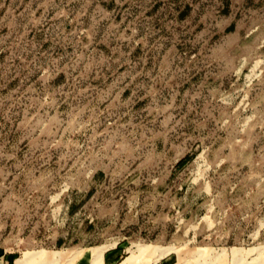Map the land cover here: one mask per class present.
<instances>
[{
  "label": "rangeland",
  "instance_id": "rangeland-1",
  "mask_svg": "<svg viewBox=\"0 0 264 264\" xmlns=\"http://www.w3.org/2000/svg\"><path fill=\"white\" fill-rule=\"evenodd\" d=\"M128 262L264 264V0H0V264Z\"/></svg>",
  "mask_w": 264,
  "mask_h": 264
},
{
  "label": "bare ground",
  "instance_id": "bare-ground-1",
  "mask_svg": "<svg viewBox=\"0 0 264 264\" xmlns=\"http://www.w3.org/2000/svg\"><path fill=\"white\" fill-rule=\"evenodd\" d=\"M132 260V259H131ZM125 262V261H124ZM124 264V263H123ZM127 264H130V262H128Z\"/></svg>",
  "mask_w": 264,
  "mask_h": 264
}]
</instances>
